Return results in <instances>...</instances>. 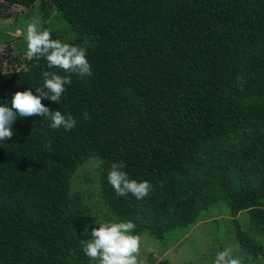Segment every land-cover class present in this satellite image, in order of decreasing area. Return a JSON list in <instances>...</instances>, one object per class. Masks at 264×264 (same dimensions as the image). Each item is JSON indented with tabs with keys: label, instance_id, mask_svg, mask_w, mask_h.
<instances>
[{
	"label": "trees",
	"instance_id": "16d2710c",
	"mask_svg": "<svg viewBox=\"0 0 264 264\" xmlns=\"http://www.w3.org/2000/svg\"><path fill=\"white\" fill-rule=\"evenodd\" d=\"M0 2L37 3L43 19L54 10L92 72L49 69L43 58L0 72L9 106L17 91L36 94L42 72L68 76L59 104L42 103L77 121L68 131L18 117L0 141V264L95 262L83 254L81 197L70 191L90 157L106 221H132L133 234L163 243L222 204L236 223L246 214L234 234L241 264H264V0ZM120 161L129 178L152 184L148 197L115 193L107 176Z\"/></svg>",
	"mask_w": 264,
	"mask_h": 264
},
{
	"label": "clouds",
	"instance_id": "9594fccd",
	"mask_svg": "<svg viewBox=\"0 0 264 264\" xmlns=\"http://www.w3.org/2000/svg\"><path fill=\"white\" fill-rule=\"evenodd\" d=\"M24 40L28 60L43 58L47 61L49 69L59 68L81 77L92 75L86 50L59 39H52L51 32L47 29L41 30L37 19L33 18L26 23ZM42 79L43 84L34 88L36 94L29 88L15 92L11 97V106L8 102L0 103V141L12 138V126L18 117H46L53 129L63 127L70 131L76 127L77 121L71 114L52 110L42 103L43 99H48L59 104L66 91L65 86L72 83L71 79L52 71L42 72ZM84 116L90 118L87 113ZM125 166L123 161L114 162L110 166L107 179L115 193L121 197L131 193L138 200L148 197L152 184L147 180L137 181L129 178L123 171ZM97 223L98 227L91 229V238L83 243V254L86 257L96 264H141V242L140 237L133 234L136 227L134 222L100 220ZM84 232L87 233V228ZM232 252L231 248L218 251L212 264H241V260L234 258Z\"/></svg>",
	"mask_w": 264,
	"mask_h": 264
},
{
	"label": "rangeland",
	"instance_id": "374dc122",
	"mask_svg": "<svg viewBox=\"0 0 264 264\" xmlns=\"http://www.w3.org/2000/svg\"><path fill=\"white\" fill-rule=\"evenodd\" d=\"M43 19L38 4L31 7L0 2V72L22 69L27 58L24 29L28 21L35 18L42 23L48 22V30L62 31L61 41L72 38L67 34V24L61 18L53 19L54 10ZM85 44V43H84ZM98 163L90 157L79 165L70 179V191L78 192L81 200L77 206L76 228L90 239L91 229L98 227V221L105 220L104 207L98 188ZM245 212L235 216L240 228H245ZM237 223L220 204L214 211L201 213L197 222L185 233L170 234L162 242L140 234L141 264H212L216 253L225 248L233 250L232 256L244 258L245 252L235 238ZM87 228V233L84 232ZM90 264H96L91 262Z\"/></svg>",
	"mask_w": 264,
	"mask_h": 264
}]
</instances>
